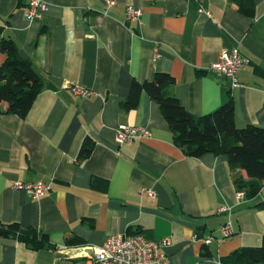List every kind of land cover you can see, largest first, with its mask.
Wrapping results in <instances>:
<instances>
[{
	"label": "crops",
	"instance_id": "obj_1",
	"mask_svg": "<svg viewBox=\"0 0 264 264\" xmlns=\"http://www.w3.org/2000/svg\"><path fill=\"white\" fill-rule=\"evenodd\" d=\"M42 1L48 10L29 21V0H0V43L12 38L44 82L25 119L0 113V221L49 234L57 250L0 238V264H96L93 247L137 233L169 238L162 251L171 264H245L235 253L264 243V186L239 199L226 156H187L147 93L133 110L124 103L134 82L161 72L174 78L167 91L190 113L205 116L232 100L237 128H264V0ZM129 7L142 11L137 21ZM234 48L249 60L237 86L210 69ZM4 61L0 52V75ZM121 125L151 135L119 143ZM87 140L93 152L80 160ZM17 181L50 190L34 199L14 189ZM226 204L235 233L208 245L226 223L218 213ZM71 237L84 243L67 246Z\"/></svg>",
	"mask_w": 264,
	"mask_h": 264
},
{
	"label": "trees",
	"instance_id": "obj_2",
	"mask_svg": "<svg viewBox=\"0 0 264 264\" xmlns=\"http://www.w3.org/2000/svg\"><path fill=\"white\" fill-rule=\"evenodd\" d=\"M0 52L5 55L0 75V113L25 119L44 88L43 79L33 63L21 56L12 38L2 37ZM174 84L172 76L161 72L152 81L142 84L134 82L129 98L124 103L125 110L137 108L142 94L147 93L160 106L174 133L176 146L189 157L201 158L207 154L226 156L234 172L236 189L243 191L248 199L256 197L264 186V128L254 125L237 128L232 100L211 114L196 116L176 96L168 93L167 90ZM3 104H6L5 109L2 108ZM93 149L94 143L87 140L79 155L80 160L89 158ZM239 171H245L248 178H243ZM0 238L17 240L33 251L57 250L49 234L34 227L23 228L19 223L0 221ZM83 243L78 237L66 241L67 246ZM235 255L245 264H264V243L258 248L236 252Z\"/></svg>",
	"mask_w": 264,
	"mask_h": 264
},
{
	"label": "built area",
	"instance_id": "obj_3",
	"mask_svg": "<svg viewBox=\"0 0 264 264\" xmlns=\"http://www.w3.org/2000/svg\"><path fill=\"white\" fill-rule=\"evenodd\" d=\"M110 5L115 4L114 1L109 2ZM29 10L26 17L29 21L38 18L42 12L48 10V5L42 0H29ZM200 13L209 15V12L203 6L199 9ZM142 15L140 9L129 7L127 9L128 19L137 21ZM160 57L158 49H154V62ZM249 60L243 57L239 48L232 51L223 50L218 60L210 67L211 71L216 74L225 75L232 79L233 85L239 84L237 74ZM77 93L82 95H91V92L85 89H78ZM117 140L119 143H130L138 138L149 137L150 131L143 127H130L121 125L117 129ZM14 189L23 190L34 199H39L46 195L50 190V186L44 182H36L25 184L17 181ZM151 198L156 196L153 190L148 191ZM239 199L245 198L243 191H238ZM218 213L224 215L226 223L219 231V236L210 235L206 240V244L221 243L224 239L234 235L235 231L232 225L233 207L223 205L218 209ZM170 243V239L163 240L162 243L151 241L142 234H116L109 236L105 242L99 247H93L94 260L96 264H171L168 256L162 251V246Z\"/></svg>",
	"mask_w": 264,
	"mask_h": 264
}]
</instances>
